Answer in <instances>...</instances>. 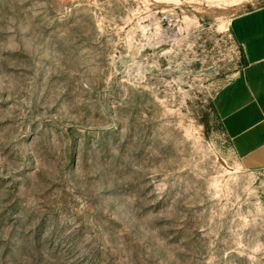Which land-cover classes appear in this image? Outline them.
<instances>
[{
	"label": "rangeland",
	"instance_id": "1",
	"mask_svg": "<svg viewBox=\"0 0 264 264\" xmlns=\"http://www.w3.org/2000/svg\"><path fill=\"white\" fill-rule=\"evenodd\" d=\"M264 0H0V264H264V170L215 110Z\"/></svg>",
	"mask_w": 264,
	"mask_h": 264
},
{
	"label": "crops",
	"instance_id": "2",
	"mask_svg": "<svg viewBox=\"0 0 264 264\" xmlns=\"http://www.w3.org/2000/svg\"><path fill=\"white\" fill-rule=\"evenodd\" d=\"M230 30L245 65L218 96L215 110L243 169L264 170V7L234 17Z\"/></svg>",
	"mask_w": 264,
	"mask_h": 264
}]
</instances>
